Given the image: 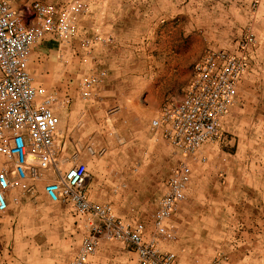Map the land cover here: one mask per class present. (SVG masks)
Listing matches in <instances>:
<instances>
[{
	"label": "crops",
	"instance_id": "crops-1",
	"mask_svg": "<svg viewBox=\"0 0 264 264\" xmlns=\"http://www.w3.org/2000/svg\"><path fill=\"white\" fill-rule=\"evenodd\" d=\"M8 1L15 9L26 15L27 22L32 21L31 7L35 0H21L22 2L26 1L21 9L15 7L17 0ZM72 1L60 0L49 5L60 9ZM88 5V13L76 15V32L70 43L65 45L56 34H47L33 49L28 69L36 86L47 92H57L60 97L67 99L69 97L65 95V92L70 94L68 93L69 88L72 91V86L79 80L93 76L100 79V83L93 89V92L97 91L100 94L103 105H106L105 108H115V118L109 121L102 117L96 122L93 118L95 110L92 109L94 106L92 103L82 105L80 107L82 111L78 112L73 105L70 107L72 111L69 113L59 110L62 141L67 143L66 154L79 147L78 141L88 144L87 148L91 147L95 151L103 146L108 147V153L104 157L91 155L83 157V161L88 166L89 178L86 182V192L89 199L93 203L110 206L118 219L131 226L143 224L145 227L144 237L149 240L154 230L151 219L146 215L157 207L158 201L168 189L169 177L184 158L180 155L177 159L173 157L164 143L166 140H164L162 129L153 128L152 120L156 117V115L152 116L155 112L154 107L149 105L144 107V131L136 132L132 125L135 117L134 114L129 117L128 112L139 98V69L141 55L145 54V51H142L145 47L140 45L146 38L155 40L158 32H161L163 36L165 51H168L167 47L177 37L179 38L177 44L184 48L189 46V41L194 40V50L191 53L195 57L190 61L193 63V60L196 61L204 56L202 39L205 35L209 39L208 45L232 49L234 40L241 37L243 29L252 25L254 30L252 34L257 39L258 48L253 57L251 70L249 69L245 73L240 81V86L245 88L247 96L255 98L256 93L264 92V0H259V8L256 12L252 11V0H89ZM205 22L209 25L207 26L209 30L206 31ZM172 28L173 31H170ZM157 29L160 31L157 32ZM98 35L99 37H97ZM98 38H103L106 41L112 39V43L98 42ZM84 39L92 42L89 49L83 47ZM170 51L178 53V49L175 48ZM84 55H86L85 58ZM156 63L157 58H154L152 66L158 67L159 65ZM87 67L91 70L83 71ZM1 76L0 71V78ZM65 87L68 88L65 90ZM260 96H262L261 93ZM134 106L136 107V105ZM119 108L124 110L120 116ZM235 110L234 105L224 125ZM69 119L76 125H80L82 122L85 134L88 135L77 140L74 129L68 127ZM129 123L130 125H128ZM62 131L65 132L67 141L64 140ZM128 134L133 135L131 139L133 141L130 142ZM110 135L114 136L110 138ZM120 140L123 143H120ZM141 140L145 143L142 144ZM205 146H202L198 154L204 150ZM146 148L158 149L157 154L160 156L155 159L142 160L141 163H139L138 157L128 159L127 152L129 150L139 151ZM189 164L191 163L189 162ZM191 167L189 194L193 172L198 173L203 169L202 165L194 164ZM124 183L127 185L125 188L123 187ZM16 197L20 200L17 204L21 209L19 239L23 243L24 239H28L32 234L28 227L33 226L27 221L26 215L48 214L49 210L53 208V203L44 194V185L40 186L36 195L16 191ZM184 204L177 211L180 212L181 218L179 226L175 222L177 212L168 220V226L176 231V243L181 239L180 233L176 230L177 227L181 231L188 226L187 219L182 216L183 208L181 207ZM55 205L60 208L65 205L70 206V210L75 216V222L79 226L81 225L82 219L71 205L66 203ZM12 210H16V208ZM62 214L59 212L58 215H52L53 220L49 221L44 218L46 220L42 222V225L36 223L35 229L49 232L46 236L47 242H43L41 249L44 254L47 253L49 244L60 239V247L54 252V258L41 259L43 264H45L44 262L46 264H68L72 257L75 258L77 255L78 247L82 241L79 238L73 242V251H68L66 258L63 256L62 252L67 248L64 245L67 243L66 237L69 231H74L77 227L76 223L72 224L70 218L64 222L66 215ZM66 230L68 231L65 232ZM42 236L44 237V234ZM110 242L102 244V251L117 245L119 246V264H137L138 256L133 249L129 246L128 248L122 242ZM174 243L163 242L161 247L163 251L177 252L178 264H201V259L190 251L185 255L179 254L175 250ZM124 245L131 250L129 255L124 252ZM57 253L61 255L56 258ZM129 257L131 260L128 263Z\"/></svg>",
	"mask_w": 264,
	"mask_h": 264
},
{
	"label": "built area",
	"instance_id": "built-area-1",
	"mask_svg": "<svg viewBox=\"0 0 264 264\" xmlns=\"http://www.w3.org/2000/svg\"><path fill=\"white\" fill-rule=\"evenodd\" d=\"M88 3L73 0L59 9L37 0L31 7L32 21L27 22L22 11L8 0H0V157L4 159L0 214L9 211L12 192L31 193L35 183L41 182L47 199L71 205L88 231L70 264H90L102 239L129 246L137 253L138 264H178L176 253L161 247L163 242L176 241V231L168 226V220L188 199L189 159L221 136L237 102L240 81L253 59V35L245 34L239 53L209 49L194 65L181 97L167 99L152 120L153 128L162 129L164 140L184 160L168 179V189L151 217L154 232L146 240L143 224L131 226L118 219L110 206L89 199L88 166L79 148L66 154L67 143L60 133L58 111L69 99L36 86L28 69L33 49L47 34H56L65 45L70 43L76 32V15L88 13ZM99 41L112 43V39ZM91 44L88 39L82 41L86 49ZM99 83L96 76L84 79L82 98H92ZM87 150L91 156L108 153L106 147ZM19 202L18 197L13 198V203ZM213 264H222V259Z\"/></svg>",
	"mask_w": 264,
	"mask_h": 264
},
{
	"label": "rangeland",
	"instance_id": "rangeland-1",
	"mask_svg": "<svg viewBox=\"0 0 264 264\" xmlns=\"http://www.w3.org/2000/svg\"><path fill=\"white\" fill-rule=\"evenodd\" d=\"M26 1L17 0V6L15 7L21 9ZM38 1L49 5L60 0ZM258 8L259 0H252V11L256 12ZM207 24L205 22V31L209 30L207 27L209 25ZM158 31L160 30L157 29ZM170 31H173V28ZM247 32L251 34L254 32L252 25L243 29L241 37L234 40L232 49L208 45L209 39L205 35L202 39L204 54L209 49H224L239 53V44L245 38ZM253 39L254 47L252 46L251 50H253L254 57L258 43L254 35ZM155 40L156 42H154ZM155 40L154 38H146L140 45L145 47L142 50L145 51V54L142 53L141 55L139 69V98H137L138 101L136 100L133 103V107L129 108L128 112L129 117L134 114L135 119L132 125H134L136 132L145 130L143 123L145 106L154 107L155 112L152 114L154 116L167 99L181 97L190 79L192 69L198 62L197 60L200 59L193 60V63L190 62L195 57L191 53L194 50V40L189 41V46L184 48L183 46L179 47V44H177L179 41L177 37L167 47L168 51H165L161 32L157 33ZM174 48L178 49L177 54L170 51L174 50ZM85 56L83 57L85 58ZM154 58H157L156 64L160 67L152 66ZM83 62H85V59H83ZM252 64L253 59L250 64V70ZM90 70L88 67L83 69V71L87 72ZM86 78L89 77H84L77 84H74L72 91L69 88L68 93L70 94L65 92V95L70 100L61 110L69 113L72 111L70 107L73 105L78 112L82 111V108L80 109L82 105L92 103L94 105L92 109L95 110V113H93L95 117L93 118H95L96 122L101 120L102 117L111 121L116 116L115 108H105L106 105H103L102 97L97 91L92 93V98L90 99L82 98L81 82ZM67 88L65 87V90ZM260 93L262 96H260ZM260 93H256L254 95L255 98H252V96L250 98L247 96L245 88L239 85L238 98L235 104L236 110L225 123L221 136L217 140L206 144L204 150L197 157L188 161V163H191L190 165H202L203 169L198 173L193 172L190 194L188 192V199L181 207L183 208L182 216L187 219L188 226L186 229H181V231L177 227L176 230L180 233L181 239L178 243L175 241L174 246L176 247L175 250L181 255H185L188 251L195 254L201 259V264H213L219 258L222 259V264H264V92ZM90 100L92 101L87 102ZM123 112L124 110L119 108V116ZM68 125L69 128L74 129V135L77 140L88 135L85 134L82 122L80 125H76L69 119ZM63 136L64 140L67 141L65 132ZM112 136L114 135H110V138ZM128 136L130 142L133 141L131 140L133 135L128 134ZM140 142L142 144L145 143L143 140ZM78 143H80L78 148L82 157L90 156L87 150L88 144L79 141ZM120 143H123V141L120 140ZM164 143L173 157L177 159L179 155L165 141ZM103 147L108 148L107 146ZM157 153L158 149L153 150L150 148L139 151L129 150L127 157L129 160L138 157L139 163H141L142 160L159 157L160 155ZM3 164L4 159L0 157V168ZM35 185L36 187L31 191L33 195L38 194L43 183L36 182ZM126 186V183H124L123 187L125 188ZM14 197H16L15 191L9 195L11 210L4 215L0 214V264H43L41 259L54 258V252L60 247V239L53 244H49L47 253L44 254L41 249L42 245L47 242L46 236L49 232L35 229L36 223L42 225V222L46 219L47 221L53 220L52 215H58L60 212L66 215L64 222L70 218L72 224H75V216L70 210V206L65 205L60 208L56 207L55 204H52L53 208L49 210L48 214H27V221L33 225L28 227L32 234L21 243L19 239L21 209L17 204L13 203ZM14 208L16 210H12ZM155 209H152L146 215L149 219H151ZM177 213L175 222L178 225L181 218L179 216L180 212ZM75 225L77 227L76 230L69 231L66 237L67 243L64 245L67 248L62 252L64 258L68 256V254L66 256L68 251H73L75 239L79 238L83 241L88 234L83 221L80 226L78 223ZM43 234L44 237L42 236ZM114 242L119 243L121 241L114 240ZM104 243L111 242L103 239L99 242L97 251L92 256L90 264H119V246L114 245L102 251L101 247ZM81 244L78 247V251ZM126 246L124 252L129 255L131 250ZM174 253L177 255V252ZM60 255V253H57L55 256L57 258ZM73 258L74 256L68 264L71 263ZM130 260L129 257L128 263ZM44 263L46 264V262Z\"/></svg>",
	"mask_w": 264,
	"mask_h": 264
}]
</instances>
